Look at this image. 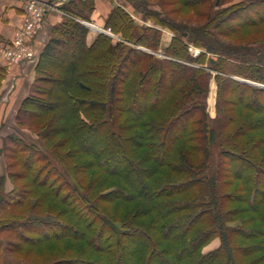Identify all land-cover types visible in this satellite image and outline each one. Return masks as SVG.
<instances>
[{
	"label": "trees",
	"instance_id": "16d2710c",
	"mask_svg": "<svg viewBox=\"0 0 264 264\" xmlns=\"http://www.w3.org/2000/svg\"><path fill=\"white\" fill-rule=\"evenodd\" d=\"M177 1L206 22L135 0L153 26L115 5L104 25L124 41L99 32L90 44L94 0L61 5L15 116L37 140H3L23 168L3 153L8 179L27 180L6 191L0 174V234L13 236L0 235V264H264V39L220 37L264 26V0L214 14L223 0ZM41 245L37 261L6 256Z\"/></svg>",
	"mask_w": 264,
	"mask_h": 264
},
{
	"label": "crops",
	"instance_id": "0c3cea01",
	"mask_svg": "<svg viewBox=\"0 0 264 264\" xmlns=\"http://www.w3.org/2000/svg\"><path fill=\"white\" fill-rule=\"evenodd\" d=\"M66 1L69 0H48L49 7L46 10L42 25L30 42V47L32 51H35L36 57L48 40L52 27L62 20L64 12L61 5ZM115 5L123 7L130 15L132 14L137 24L153 26L151 22L144 21L139 13L134 15V12L130 11L131 9L128 8L124 0H94L90 21L95 25V29H89L86 36L87 44H90L99 33V28L105 27V19ZM22 13L23 0H0V74L3 75L0 81V130L4 131L6 129L1 135L2 139L13 133L7 129L9 126L11 129L15 127L14 119L17 109L23 98L28 94L35 77L34 63L23 62L19 65L6 67L5 58L1 52L11 41L15 29L20 24ZM160 30L161 49L169 44L173 33L165 28H160ZM11 83L13 84L12 89H6ZM219 243L220 239L216 236L203 247V251L205 248H208L207 251L213 250L219 246Z\"/></svg>",
	"mask_w": 264,
	"mask_h": 264
},
{
	"label": "rangeland",
	"instance_id": "374dc122",
	"mask_svg": "<svg viewBox=\"0 0 264 264\" xmlns=\"http://www.w3.org/2000/svg\"><path fill=\"white\" fill-rule=\"evenodd\" d=\"M124 1H125L126 5L128 6V8L131 9L130 11L134 12V15L135 14L137 15V13H139L140 14L139 16L141 18H143L144 21L151 22L153 24V22L150 19L144 18L145 15H143L144 13L140 12L141 11L140 9H139L140 11H137V10H134L132 8V5H133L135 0H124ZM147 1L149 3V9L150 10L166 11L172 17V19H174L178 23H186L189 25L190 24L201 25V24L206 22L205 17L200 15L197 11L193 10V8L184 7L180 3V1H177V0H147ZM243 1L244 0H223V4L221 6H216V7L212 8L213 14L218 12L221 8H226V7L232 6V5H234V7L231 9V10H233V9H235V6L238 3H243ZM22 15H23V13H22ZM130 16L132 17V14ZM22 17L23 16H21L20 24L18 25V27L15 29V31L13 33V37H12L11 41L1 51L4 58H5V63H6L5 66L6 67L15 66L17 64L19 65L23 62L35 64L37 61V58H38V55L36 57L34 50H33L34 55L31 56L30 59L24 58L23 60L18 61L17 63H13L11 61H8L7 58L5 57L6 49L12 45V41L14 39L15 33L17 32V30H19L21 28L22 19H23ZM132 19L135 21V19L133 17H132ZM87 22L92 23L91 21H87ZM212 22H214V20H212ZM212 22H210V24ZM139 25H144V24H139ZM99 29H106V27L99 28ZM165 29H168V28H165ZM168 30H169V32L171 31L170 29H168ZM111 33L113 34V36L110 35V37L113 39V41H119V40L124 41V39L121 38L120 34L114 33L112 30H111ZM171 33H172V31H171ZM220 37H221V39H224L225 41L238 43V44L239 43L243 44V43L255 42V41H259V40L264 39V26H260L258 28H247L246 30H241L240 32H236L234 34H229V35L220 36ZM33 38L30 40V42L33 40ZM30 42L27 43L29 47H30ZM192 48H196V47H192ZM142 49H145V48H142ZM196 49H198V48H196ZM157 54H158V56H164V55H162V53H159V52H157ZM208 57H211V55H209V54L206 55L205 61H207V62H208V60H207ZM99 67L100 66H97V68H99ZM34 68H35V65H34ZM12 86H13V84L11 83V85H9L8 88H6V89L10 90V89H12ZM215 94H216V85H215L214 79H211L209 82V92H208V95L206 98V103H207V110L209 112L210 117H212V118L215 116ZM141 110H143V108ZM14 121H15V127H12V129H11V127L9 126L10 128L8 127V129H7V130H10L11 132H13L10 135H14V138H16L17 140H21L22 142H25V143H30V142L33 143L37 140V136L33 131H31L30 129L25 128V127L17 126L15 119H14ZM5 130L6 129H4V131L0 130V174L5 176L4 189L6 191H9L13 187L14 184L20 187L21 185L26 183L27 179H25V177H19V178L16 177L14 184H12L7 177V167H6L7 163H6V160H5L3 153H6L7 155L10 156L9 160H7V161H9L10 171L14 175L17 173H22L23 168L15 160V156L9 151L12 149L16 150L15 148H17V146H16L17 143L11 142V140H8V141H6L5 145L3 146L4 138L2 139L1 135L5 132ZM216 154H217V148H214L213 149V155H216ZM0 235L2 237L13 238V236L11 234H8V232H6V231L2 232ZM45 246L41 245L40 250H41L42 254H38L39 256L36 255L35 253H31L30 255H25V256L18 255L16 253H7L6 256L8 257V260L11 258L12 260L15 259V260H21V261L22 260H24V261L25 260L37 261L40 259V256L42 257L43 255H46L47 251H49ZM206 249H208V248H205L204 251H207Z\"/></svg>",
	"mask_w": 264,
	"mask_h": 264
},
{
	"label": "built area",
	"instance_id": "2783aa9c",
	"mask_svg": "<svg viewBox=\"0 0 264 264\" xmlns=\"http://www.w3.org/2000/svg\"><path fill=\"white\" fill-rule=\"evenodd\" d=\"M48 7V0H23V19L21 28L15 33L12 45L5 51V57L8 61L17 63L24 58L30 59L31 56L34 55L32 49L27 43L30 42L40 29ZM83 23L89 29H95L93 23L87 21H83ZM98 30L108 36H113L109 28ZM189 50L193 56H196L199 53V50L196 48L190 47Z\"/></svg>",
	"mask_w": 264,
	"mask_h": 264
},
{
	"label": "water",
	"instance_id": "95a60500",
	"mask_svg": "<svg viewBox=\"0 0 264 264\" xmlns=\"http://www.w3.org/2000/svg\"><path fill=\"white\" fill-rule=\"evenodd\" d=\"M242 81H246V82H250V81H247V80H244V79H241ZM250 83H253V82H250ZM261 86H263L264 87V85H261Z\"/></svg>",
	"mask_w": 264,
	"mask_h": 264
},
{
	"label": "bare ground",
	"instance_id": "6f19581e",
	"mask_svg": "<svg viewBox=\"0 0 264 264\" xmlns=\"http://www.w3.org/2000/svg\"><path fill=\"white\" fill-rule=\"evenodd\" d=\"M97 28V27H96ZM98 29V28H97Z\"/></svg>",
	"mask_w": 264,
	"mask_h": 264
}]
</instances>
